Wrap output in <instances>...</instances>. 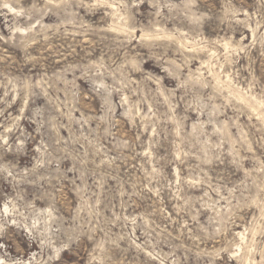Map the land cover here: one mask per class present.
<instances>
[{
	"label": "rangeland",
	"instance_id": "obj_1",
	"mask_svg": "<svg viewBox=\"0 0 264 264\" xmlns=\"http://www.w3.org/2000/svg\"><path fill=\"white\" fill-rule=\"evenodd\" d=\"M0 224L8 264H264V0H0Z\"/></svg>",
	"mask_w": 264,
	"mask_h": 264
},
{
	"label": "bare ground",
	"instance_id": "obj_2",
	"mask_svg": "<svg viewBox=\"0 0 264 264\" xmlns=\"http://www.w3.org/2000/svg\"><path fill=\"white\" fill-rule=\"evenodd\" d=\"M3 210L6 212L8 210V207L6 206V204H3ZM0 228H1V224H0ZM26 262V261H25ZM0 264H8L6 262L5 259H3L2 257H0Z\"/></svg>",
	"mask_w": 264,
	"mask_h": 264
},
{
	"label": "clouds",
	"instance_id": "obj_3",
	"mask_svg": "<svg viewBox=\"0 0 264 264\" xmlns=\"http://www.w3.org/2000/svg\"><path fill=\"white\" fill-rule=\"evenodd\" d=\"M33 227H35V223H33V225H32Z\"/></svg>",
	"mask_w": 264,
	"mask_h": 264
}]
</instances>
